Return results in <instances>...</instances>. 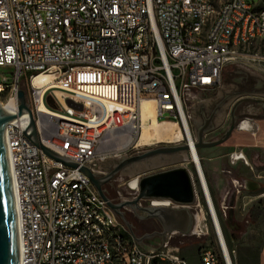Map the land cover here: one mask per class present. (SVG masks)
Segmentation results:
<instances>
[{
    "label": "built area",
    "instance_id": "2783aa9c",
    "mask_svg": "<svg viewBox=\"0 0 264 264\" xmlns=\"http://www.w3.org/2000/svg\"><path fill=\"white\" fill-rule=\"evenodd\" d=\"M260 44L264 0H0V68L13 74L0 104L12 102L7 113L18 116L25 82L41 144L102 176L106 162L143 153V106L151 103L189 158L197 94L218 91L228 65L258 60ZM47 94L67 116L46 108ZM26 122L6 129L21 264H190L168 249L176 233L155 252L140 247L81 170L26 137ZM220 129L204 140L220 139L210 137ZM217 245L202 249L200 264H233L224 236Z\"/></svg>",
    "mask_w": 264,
    "mask_h": 264
},
{
    "label": "rangeland",
    "instance_id": "374dc122",
    "mask_svg": "<svg viewBox=\"0 0 264 264\" xmlns=\"http://www.w3.org/2000/svg\"><path fill=\"white\" fill-rule=\"evenodd\" d=\"M257 3L259 0H246ZM259 59L240 64L228 65L222 74V85L214 93H199L197 100L190 109L191 124L194 131L201 124V112H207L213 105L228 97L221 109L220 118L225 124L221 129L210 135L224 134L230 126V110L240 93H254L264 98V44L256 49ZM13 84L10 69L0 68V103L7 100ZM20 88L26 89L21 82ZM44 104L52 112L67 116L64 107L59 103L55 108L47 100ZM239 124L247 122L251 130L236 132L226 143L199 150L201 165L209 187L210 195L221 224L222 233L230 252L233 264H264V218L252 223L249 213L255 204H264V107L253 103H245L239 108ZM219 118V119H220ZM161 146H173L168 143H156L139 148L141 152ZM243 155L245 160H236L234 156ZM184 166L192 174L198 193V206L193 208L195 225L192 233L182 235L176 233L169 239L172 252L186 258L190 264H200V253L203 248L211 246L218 250L217 237L208 216V208L203 197L195 167L186 155L163 157L152 160L148 166L130 169L118 174L104 189L115 202L130 201L138 191L131 189V182L142 174ZM142 206H151L149 201H142ZM198 218L200 220L198 221ZM161 249V248H159ZM152 264H162L153 262Z\"/></svg>",
    "mask_w": 264,
    "mask_h": 264
},
{
    "label": "water",
    "instance_id": "95a60500",
    "mask_svg": "<svg viewBox=\"0 0 264 264\" xmlns=\"http://www.w3.org/2000/svg\"><path fill=\"white\" fill-rule=\"evenodd\" d=\"M236 97L239 98L230 110V126L220 139L205 141L204 136L216 129L213 123L214 119L221 113L228 97L217 104L210 117L204 116V113L202 114L203 122L195 131L196 150L217 147L229 141L239 126V117L236 112L241 105L253 103L264 107V98H258L254 93H240ZM18 102V116L7 113L0 104V264H21L19 223L6 144V129L9 124L14 123L22 116L27 117V122L23 128L26 137L50 158L81 170L89 178L110 209L125 224L137 244L144 250L157 251L164 245L168 235L173 233H180L184 236L192 233L195 225L193 208L198 206V193L193 176L186 167L174 166L147 174L137 172L135 175L138 178V192L135 198L130 201L115 203L104 189L118 174L127 172L130 169L134 170L139 166L140 168L148 166L152 160L158 158L186 155L189 151L188 146H165L131 157L108 161L103 165L105 174L99 176L92 173L88 168L44 147L39 140L36 124L24 90L19 91ZM66 103L71 108L82 110V105L72 100H67ZM219 118L220 122L221 118ZM219 122L217 121V125H219ZM142 201L171 202L173 206L151 205L144 207L140 204ZM134 215L139 219H136ZM156 221L160 224L161 231L158 229ZM133 223L139 228V232L135 229Z\"/></svg>",
    "mask_w": 264,
    "mask_h": 264
},
{
    "label": "bare ground",
    "instance_id": "6f19581e",
    "mask_svg": "<svg viewBox=\"0 0 264 264\" xmlns=\"http://www.w3.org/2000/svg\"><path fill=\"white\" fill-rule=\"evenodd\" d=\"M13 106L12 102H9L7 105H2V108L4 111L8 112L11 110V107ZM143 134L141 138V144L151 146L156 143H168L171 144L173 141H177L180 139V135L175 132V127L170 124H162L157 123L155 121V114L153 112V106L151 103H146L143 106ZM251 130V125L247 122H243L238 126V128L234 131L232 137L234 134L238 132H247ZM236 160H245V157L243 155H236L234 156ZM189 160L193 163L196 171L197 178L199 180V185L203 194V197L206 201L207 208L209 210L210 215L213 216V221L215 222V225L217 227V237L222 240L223 242V235L221 233L219 221L217 219L216 210L210 195L209 187L204 175V171L201 165V159L198 150L191 145V155L189 157ZM12 177V174H11ZM12 183H13V189H14V182L12 177ZM131 189L137 191L138 190V180L134 179L130 184ZM155 206H164V203L154 202ZM198 221L200 218H198ZM225 253L227 255L230 254L228 248H225ZM230 257V256H229ZM231 259V257H230ZM232 260V259H231ZM230 264V263H229Z\"/></svg>",
    "mask_w": 264,
    "mask_h": 264
},
{
    "label": "flooded vegetation",
    "instance_id": "af4514ba",
    "mask_svg": "<svg viewBox=\"0 0 264 264\" xmlns=\"http://www.w3.org/2000/svg\"><path fill=\"white\" fill-rule=\"evenodd\" d=\"M216 107H217V104H215V105H213L207 112H205V111H202L201 112V121L203 122V113H204V116H206V117H210L211 115H212V113L214 112V110L216 109ZM240 108V107H239ZM239 108L237 109V112H236V114H237V116L239 115ZM220 112V111H219ZM219 115L220 114H218L216 117H215V119H214V125L216 126V129H218V128H221L224 124H225V121H226V119H224V121L223 122H219V120H218V118H219ZM239 117V116H238ZM217 121L219 122V125H217ZM201 122V123H202ZM215 129V130H216ZM161 147H165V146H161ZM158 148H160V147H158ZM155 149H157V148H155ZM172 156H174V155H171V156H166V157H172ZM134 217L136 218V219H139L137 216H135L134 215ZM156 223V225H157V227H158V229L161 231L162 230V228H161V226H160V224L156 221L155 222ZM134 224V223H133ZM134 227H135V229L139 232V228H137V226L134 224L133 225ZM144 235V234H143Z\"/></svg>",
    "mask_w": 264,
    "mask_h": 264
},
{
    "label": "trees",
    "instance_id": "16d2710c",
    "mask_svg": "<svg viewBox=\"0 0 264 264\" xmlns=\"http://www.w3.org/2000/svg\"><path fill=\"white\" fill-rule=\"evenodd\" d=\"M249 217L254 224L261 221L264 218V204L261 202L255 204L249 213Z\"/></svg>",
    "mask_w": 264,
    "mask_h": 264
},
{
    "label": "crops",
    "instance_id": "0c3cea01",
    "mask_svg": "<svg viewBox=\"0 0 264 264\" xmlns=\"http://www.w3.org/2000/svg\"><path fill=\"white\" fill-rule=\"evenodd\" d=\"M262 121L264 122V119H263ZM231 138H232V137H231ZM231 138H230V139H231Z\"/></svg>",
    "mask_w": 264,
    "mask_h": 264
}]
</instances>
